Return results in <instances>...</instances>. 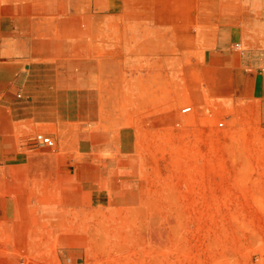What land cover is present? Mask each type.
<instances>
[{"label": "rangeland", "instance_id": "obj_1", "mask_svg": "<svg viewBox=\"0 0 264 264\" xmlns=\"http://www.w3.org/2000/svg\"><path fill=\"white\" fill-rule=\"evenodd\" d=\"M241 12L264 25V0ZM237 43L119 79L107 107L141 118L133 199L0 207V264H264V52Z\"/></svg>", "mask_w": 264, "mask_h": 264}, {"label": "crops", "instance_id": "obj_2", "mask_svg": "<svg viewBox=\"0 0 264 264\" xmlns=\"http://www.w3.org/2000/svg\"><path fill=\"white\" fill-rule=\"evenodd\" d=\"M229 1L0 0V207L45 192L133 199L141 118L134 107L118 115L105 97L119 79L198 49L213 55L237 39L264 52V25L243 22L241 0Z\"/></svg>", "mask_w": 264, "mask_h": 264}, {"label": "built area", "instance_id": "obj_3", "mask_svg": "<svg viewBox=\"0 0 264 264\" xmlns=\"http://www.w3.org/2000/svg\"><path fill=\"white\" fill-rule=\"evenodd\" d=\"M240 43H237V46H239ZM192 110V106H187L183 109L184 112H189ZM224 122H219V126H223ZM44 143H47L49 146H54L55 143L50 137H44L43 139Z\"/></svg>", "mask_w": 264, "mask_h": 264}]
</instances>
